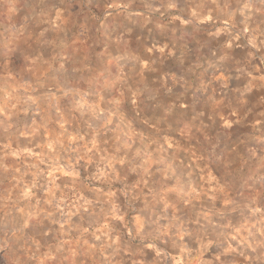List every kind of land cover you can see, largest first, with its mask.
Returning a JSON list of instances; mask_svg holds the SVG:
<instances>
[{
  "label": "rangeland",
  "instance_id": "obj_1",
  "mask_svg": "<svg viewBox=\"0 0 264 264\" xmlns=\"http://www.w3.org/2000/svg\"><path fill=\"white\" fill-rule=\"evenodd\" d=\"M0 264H264V0H0Z\"/></svg>",
  "mask_w": 264,
  "mask_h": 264
},
{
  "label": "clouds",
  "instance_id": "obj_2",
  "mask_svg": "<svg viewBox=\"0 0 264 264\" xmlns=\"http://www.w3.org/2000/svg\"><path fill=\"white\" fill-rule=\"evenodd\" d=\"M103 11H104V14H109V13L107 12V9H104Z\"/></svg>",
  "mask_w": 264,
  "mask_h": 264
}]
</instances>
